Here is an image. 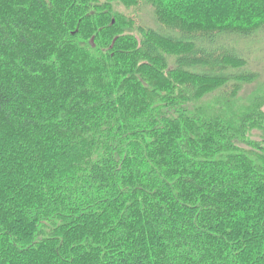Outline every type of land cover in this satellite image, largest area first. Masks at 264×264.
Segmentation results:
<instances>
[{
  "label": "trees",
  "instance_id": "1",
  "mask_svg": "<svg viewBox=\"0 0 264 264\" xmlns=\"http://www.w3.org/2000/svg\"><path fill=\"white\" fill-rule=\"evenodd\" d=\"M262 35L264 0H0V264H264Z\"/></svg>",
  "mask_w": 264,
  "mask_h": 264
},
{
  "label": "rangeland",
  "instance_id": "2",
  "mask_svg": "<svg viewBox=\"0 0 264 264\" xmlns=\"http://www.w3.org/2000/svg\"><path fill=\"white\" fill-rule=\"evenodd\" d=\"M240 45H242L243 51L249 56V68L258 73V78L254 84L242 90L239 100L242 103V101H246V97L248 96H253L254 94L261 95L260 99L263 100L262 109L264 110V99L262 98L264 97V35L256 38L252 42Z\"/></svg>",
  "mask_w": 264,
  "mask_h": 264
}]
</instances>
